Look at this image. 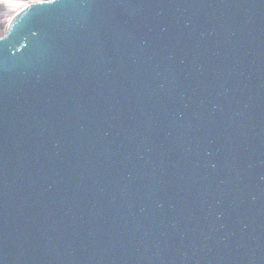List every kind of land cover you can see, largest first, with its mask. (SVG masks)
Returning <instances> with one entry per match:
<instances>
[{
  "label": "water",
  "instance_id": "obj_1",
  "mask_svg": "<svg viewBox=\"0 0 264 264\" xmlns=\"http://www.w3.org/2000/svg\"><path fill=\"white\" fill-rule=\"evenodd\" d=\"M20 1L0 264H264V0Z\"/></svg>",
  "mask_w": 264,
  "mask_h": 264
},
{
  "label": "rangeland",
  "instance_id": "obj_2",
  "mask_svg": "<svg viewBox=\"0 0 264 264\" xmlns=\"http://www.w3.org/2000/svg\"><path fill=\"white\" fill-rule=\"evenodd\" d=\"M28 4H23L22 6L18 8H13L9 4L5 2H0V24L5 25V29L3 30L2 34L4 35L7 27L12 20V18L18 14L21 10H23Z\"/></svg>",
  "mask_w": 264,
  "mask_h": 264
},
{
  "label": "bare ground",
  "instance_id": "obj_3",
  "mask_svg": "<svg viewBox=\"0 0 264 264\" xmlns=\"http://www.w3.org/2000/svg\"><path fill=\"white\" fill-rule=\"evenodd\" d=\"M0 2H5V3H7V4H9L10 6H12L13 8H18V7H20V6H22L23 4H28L25 8H27L29 5H31V3L32 2H26V1H20V0H0ZM24 8V9H25ZM23 9V10H24ZM23 10H21V11H23ZM20 11V12H21ZM19 12V13H20Z\"/></svg>",
  "mask_w": 264,
  "mask_h": 264
},
{
  "label": "trees",
  "instance_id": "obj_4",
  "mask_svg": "<svg viewBox=\"0 0 264 264\" xmlns=\"http://www.w3.org/2000/svg\"><path fill=\"white\" fill-rule=\"evenodd\" d=\"M4 29H5V25L4 24H0V37L3 36L2 32H3Z\"/></svg>",
  "mask_w": 264,
  "mask_h": 264
}]
</instances>
